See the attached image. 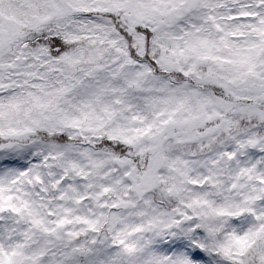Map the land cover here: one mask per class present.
I'll return each instance as SVG.
<instances>
[{"label": "snow or ice", "instance_id": "6c2138e0", "mask_svg": "<svg viewBox=\"0 0 264 264\" xmlns=\"http://www.w3.org/2000/svg\"><path fill=\"white\" fill-rule=\"evenodd\" d=\"M0 264H264V0H0Z\"/></svg>", "mask_w": 264, "mask_h": 264}]
</instances>
